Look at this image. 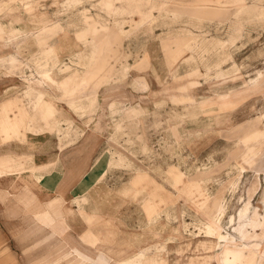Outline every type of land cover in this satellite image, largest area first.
I'll use <instances>...</instances> for the list:
<instances>
[{"label": "rangeland", "instance_id": "rangeland-1", "mask_svg": "<svg viewBox=\"0 0 264 264\" xmlns=\"http://www.w3.org/2000/svg\"><path fill=\"white\" fill-rule=\"evenodd\" d=\"M52 1L53 5L48 3L44 10L37 4L27 8L32 22L40 27L15 50L20 53L28 45L36 53L17 58V69L8 70L0 64L7 69L3 77L30 84L33 102L37 94L40 105L43 101L53 102L58 111L55 109L57 114L48 119H43L39 110H32V104L31 122L41 124V132L49 133L50 140L62 134L64 140L73 137L69 144L79 138L83 144L89 115L104 112L107 84L123 82L122 90L113 92L127 94L124 104L109 105L106 112L116 117L111 130L125 138L122 147L111 143L112 151L98 158L104 170L96 180L85 178L78 199H62L61 206L70 208L72 214L69 218L65 214L51 215L57 227L40 223L46 202L35 197L34 189L31 194L28 188L15 185L9 194L6 189L1 191L0 208L7 211L1 220H8L9 215L12 221L15 215L17 233L11 252L16 264H42L52 256L54 232L58 233L64 223L70 226V235L83 251L93 250L92 260L81 264H96L100 257L104 258L103 264H121L148 246L153 247L145 249L142 260L156 264H219L215 255L221 251V243L206 232L208 222H217L223 234L238 237L233 228L240 222L238 211L246 204L248 217L262 222L256 233H264V134H260L264 132V0H160L165 3L160 9L143 12L136 9L135 3L133 10L115 8L122 2L129 5L130 0H111L110 7L102 0L99 5L112 18L111 23L89 14L83 0H71L66 4L68 9L82 5L81 10L61 24L54 22L57 15L52 14L61 0ZM188 3L197 10L207 6L194 13L196 9H187ZM155 12L160 18L152 16ZM140 14L149 15V22L140 27L131 24L132 19L140 20ZM168 16V23L160 27L171 30L158 37L163 54L159 66L168 73L139 77L144 98L136 105L130 85L137 80L135 72L151 71V60L145 56L148 43L144 41L141 46L144 57L128 60L120 53L123 43L136 33L144 38L151 36L159 21ZM126 18L128 21H124ZM192 19L199 23L206 19L207 26L192 25ZM87 24L92 29L86 34ZM5 33L0 27V40H4ZM88 54H93L91 64L79 65L78 60ZM48 64L51 72L37 68H47ZM117 67L119 73L115 72ZM83 72L93 78L65 95L62 82ZM150 80L156 83L155 89L149 85ZM97 96L103 98V105L91 106L85 112L72 111L71 103L85 105ZM55 119H67L60 122L57 135L50 130ZM253 131L260 135L244 140ZM62 147L57 146L59 150ZM82 149L75 158L86 172L92 162ZM139 173H145L146 178ZM180 174L185 184L176 186ZM191 184L196 187L190 194L187 187ZM46 198L48 201L54 196ZM146 203L155 205L149 218L144 212ZM46 228L48 233L41 236ZM261 237L264 240V234ZM87 241L96 244L91 247ZM79 263L68 256L54 264ZM258 264H264V259Z\"/></svg>", "mask_w": 264, "mask_h": 264}, {"label": "crops", "instance_id": "crops-1", "mask_svg": "<svg viewBox=\"0 0 264 264\" xmlns=\"http://www.w3.org/2000/svg\"><path fill=\"white\" fill-rule=\"evenodd\" d=\"M69 1L71 0H61L57 4V10L52 12V14L55 13V15H57L54 21L56 24L64 23L70 17L76 16L77 13H79L78 11L81 10L82 5L70 7L68 9L66 4L67 2L69 3ZM130 1L129 5L125 4L127 2H122L121 4L116 3L118 5L115 8L133 10L137 7V10L143 12L147 9L158 10L162 3L160 0ZM52 2V0H0V27L6 32L4 40H0V44L4 46L0 48V57H32V55L36 53V49H33L30 44V48H28V45H24L20 53H17L15 50L16 45L19 43L24 44L25 41H29L28 37L31 33L40 27L39 24L32 22L27 8L37 4L40 10H44L48 6V3ZM101 2L102 0H83V7L87 6L85 9L89 14L93 13V16H95L94 18L97 17L96 15H99L101 18L107 19V21L110 22L112 18L107 17L105 9L100 7L99 4H101ZM134 3L137 4L136 7ZM162 4L165 3L163 2ZM42 5L44 6L43 8L41 7ZM51 5H53V3ZM187 5V9L189 10L196 9L194 13L203 8L200 6L197 10V6L189 3ZM152 16L157 19L160 18L157 12L152 14ZM126 19L127 20L124 21H128V18ZM168 19L169 16L164 17L163 21H159V24H157L159 26L157 28L154 27L151 36L144 38L143 34L136 33L135 36L129 37V39L125 40L123 43L124 48L120 53L122 56H125L127 60L133 57H144L145 54L142 53L143 48L141 46L144 41L148 43L145 56L151 60H149L151 62V71L135 72L137 80L130 85L134 88L130 95L135 99L136 105L137 102L144 98L143 85L138 78L143 77L145 73L148 78H152L150 75L153 72L157 75H162V73L166 75L168 73V71L162 72L161 66H159V59L163 57L159 38L171 30L170 28L160 27V25L167 24ZM205 21L206 19H203V22L201 21L199 23L192 19L190 22L192 25H200L201 27L204 25L207 26V22ZM127 30L128 29H125V31ZM8 36L10 38H7ZM15 39H18V41L15 42ZM8 52L11 53L5 55V53ZM5 70H7L5 67H0V193L6 189L9 194L15 185H19L28 188L31 194L34 188L35 197L45 202H47L46 197L48 196L61 197L65 201H74L78 199L82 189L81 186L85 184V178H92L90 180L88 179L89 182L96 180V178H99V175H101V171L104 170L99 163L100 161L98 162V158L104 153L112 151L113 148L110 145L111 143H114L116 147L120 144V147H122L121 142L125 137L120 133L115 135L114 131L111 130L112 123L116 120V117H112L106 111L108 109L107 105L124 104L127 94H120L119 92L116 94L113 92V90L121 91L122 88L120 87L123 82L114 81L107 84L109 85L108 88L104 89L105 95L107 96L106 99L104 98V112L89 115L91 117L88 119V130L83 144H80V138L69 144V139L73 140V137L64 140L63 134L61 137L57 135L60 131V122H66L67 119L62 121L55 119V125L51 126L50 130L55 131L57 137L55 140H50L52 136L49 133L41 132L44 129L41 124H33L31 122V105L33 104V97L30 91L33 90V88H31L30 84L27 82H20L11 80L12 78L3 77ZM119 70L120 68L117 67L115 72L119 73ZM203 84L204 83H200V86ZM149 85L152 89L157 87L156 83L151 80L149 81ZM35 89L41 90L42 88L35 87ZM35 94H37V92H35ZM95 99L97 106L103 105V98L97 96ZM99 101H101V103ZM56 114L57 113H54L52 118ZM59 137L62 138V140H60ZM167 137L169 136L167 135ZM58 144L63 146L61 150L57 148ZM82 148H85L84 152L88 157H91H87L88 162L89 160L92 162L88 166L86 172H83L84 170L80 165V160H78L77 157L75 158V153ZM138 148L140 147L137 145L136 152L140 151ZM97 155L99 156L97 157ZM87 158L83 159V162L86 161ZM32 165H38L40 167L32 169ZM94 185H96V183H94ZM90 198L91 197L88 199L89 201L92 200ZM93 201L96 202V199H93ZM6 212L7 211H3L0 208V264H16L15 254L11 252L12 249H15L12 244L17 233L14 220L15 215L12 216V221L9 220L11 218L9 215L7 216L8 220L4 219V221H2L1 218L6 216ZM40 216V223L42 226L49 227L53 225L54 219H52V217L49 218L44 214H40ZM11 253L13 255H11Z\"/></svg>", "mask_w": 264, "mask_h": 264}, {"label": "bare ground", "instance_id": "bare-ground-1", "mask_svg": "<svg viewBox=\"0 0 264 264\" xmlns=\"http://www.w3.org/2000/svg\"><path fill=\"white\" fill-rule=\"evenodd\" d=\"M105 5L110 7L112 5V1L111 0H106L105 1ZM204 6H207V5H204ZM216 8H218V7H216ZM140 15H142L141 18H139L140 20L135 22V20L132 19V20H130L131 24H136V26L140 27V26H144L146 23L149 22V17H150L149 15H147V14H140ZM260 16H262V15L260 14ZM101 27L104 28L103 26H101ZM91 29H92V26L90 24H87V26L84 28V31L87 34V31L91 32ZM82 34H84V33H82ZM86 34H84V35H86ZM177 52L180 53L179 50ZM181 52L183 53V51H181ZM178 53H176V54H178ZM92 55L93 54H91V55L88 54V55L83 56L82 59L78 60V64L81 65V66L82 65H87V66L90 65L91 62H92V57H93ZM179 56H176V58H178ZM51 57H53V56H51ZM17 62H19L18 59L16 57H13V56L0 59V64L3 65V66H6V68L8 70L17 69L16 68V65L18 64ZM40 67L38 66L37 68L38 69H43L44 72L45 71L46 72H51L52 71V70L51 71L49 70V67L52 68V66L50 64H48L47 68H42V66H40ZM220 71H221V69H220ZM216 74H217V72H216ZM47 76H48V78L51 81H53L52 77L50 76V73H48ZM92 78H93V75H91L89 72L88 73H84L83 72V73L78 74V75L69 76L68 78H66L62 82V86H63L62 89L65 92L64 94L65 95H70L69 94L70 90L71 91L73 90V92H74V90L80 89L82 85H86L87 83H89V81ZM40 98H41L40 95L37 94L36 98H35V101L33 102V105H32L33 106L32 110L33 109L39 110L41 115H43V119H48V118L52 117V115L55 113V109H56V112L58 111L57 107L53 104V102H49V101H47V103L45 102V104L43 103L44 102L43 101L42 104L40 105L39 104L40 103ZM96 103L97 102H96L95 98H92V100L88 104L79 106L76 103H71L70 107H71L72 111H78L79 110V111H84L85 112L87 110L89 111L91 106L95 107L97 105ZM107 108H108V105H107ZM259 133L257 131L249 132L248 134H246L244 140L255 139L260 134H262V135L264 134V132L260 133V134ZM261 137H264V136H261ZM34 167H36V166H34ZM32 169H36V168H32ZM144 174L139 173V176L141 177V175H142V177L146 178V175H144ZM152 183H154L156 186H158V184L155 181H153ZM180 184H185L182 174H180V177L177 178V181H176V183L174 185L179 186ZM195 185L196 184H191V185H189L187 187L188 193L191 194V191H193V189L196 187ZM63 202L64 201L62 200L61 197H54L53 199H49L46 202V204H45L44 212L41 213V214L47 215L49 218L51 217V215L64 216V214L66 216H68V218L71 217V214H72L71 213V209L70 208L69 209L68 208L67 209L63 208L61 206V204ZM247 205L248 204L244 205V207L241 210H239L238 213H237V217H238L240 222H239L237 227L233 228V231L236 232L238 237L233 236V235H231L229 233H224L223 234L221 232L222 228L217 222L213 223V222H211V220L208 222L207 229H206L207 231L206 232L208 234L214 236L216 238L218 244L221 243V251L217 255H215L216 260L219 262V264H258L261 260L264 259V240L261 237V235L264 234V233H260V235H259L255 231V229L257 227H260L262 222L261 223H257L256 221H253V220L250 219V217H248V211L249 210H248V206ZM143 207H144L145 216L147 218H149L151 216V214H152V211L155 209V205L153 203H146ZM78 211L81 212L82 210L78 209ZM50 213H52V214H50ZM240 219H242V221ZM230 222H232V218H230ZM51 227L54 228V227H57V226L53 223V225ZM59 228H60V230H59L58 233H57V231L54 232L55 233L54 234L55 235L54 238H55V242H56L55 246H54V250H53L54 254L52 256L46 258L45 261L42 264H54V263L60 261L61 259L67 258L68 256H73L76 260H79V262H80L79 264L88 263L89 261H91L92 260V256L91 255L93 253L92 252L93 250H92L91 247H93L96 244L95 241L92 242V243H89V241H87L88 244L91 246L90 247L91 250H84L83 251L81 246H79L75 242V240L72 237V235H70L71 228H70L69 225H65V223H64L61 226H59ZM47 233H48V229L47 228H46V230H44V229L41 230V236L42 235H46ZM110 233L111 232H108V234H110ZM88 235H89L88 233L85 234V236H88ZM150 247H153V246H150ZM150 247L148 246V247H145V248H140L137 251V253L134 256H132L131 260L125 261V262H121V264H156L155 262H149V261H146V260H142L144 255H146L145 249H149ZM254 260H255V262H254ZM95 263L96 264H103L104 263V258H102V257L98 258V261L95 262Z\"/></svg>", "mask_w": 264, "mask_h": 264}]
</instances>
